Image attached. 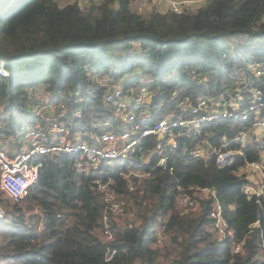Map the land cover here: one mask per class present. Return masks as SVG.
Returning a JSON list of instances; mask_svg holds the SVG:
<instances>
[{
    "label": "trees",
    "instance_id": "trees-1",
    "mask_svg": "<svg viewBox=\"0 0 264 264\" xmlns=\"http://www.w3.org/2000/svg\"><path fill=\"white\" fill-rule=\"evenodd\" d=\"M132 1L103 0L83 9L79 0H0V54L12 64L9 76L0 74V121L9 132L18 134L33 122L27 106L39 86L64 100L71 125L89 128L109 117L104 88L88 78L89 67L128 74L129 82L148 85L155 102L175 113L184 102L219 99L239 88L249 95L247 84L262 86L264 77L253 67L264 64V0H207L195 11L153 8L148 16ZM78 109L80 118L74 115ZM235 121L209 122L202 129L220 146L236 135ZM194 141L186 132L176 148L159 149L162 141L147 136L125 164L92 172L77 171L71 155L43 158L39 179L21 203L0 194L6 208L0 264H154L166 257L169 264H262L264 196L249 198L242 188L248 179L239 171L246 160L260 157V148L249 145L232 163L219 164L213 153L194 157ZM164 156L166 163L158 165ZM131 169L144 171L140 183L127 175ZM98 177L111 179L119 196L133 202L129 206L125 199L124 220L110 216V241L102 236L107 203L95 184ZM206 186L225 205L235 238H246L241 251L211 231V199L197 210L181 206L183 192ZM257 220L261 225L250 231ZM158 227L169 239L154 247ZM108 248L116 249L110 260Z\"/></svg>",
    "mask_w": 264,
    "mask_h": 264
},
{
    "label": "built area",
    "instance_id": "built-area-1",
    "mask_svg": "<svg viewBox=\"0 0 264 264\" xmlns=\"http://www.w3.org/2000/svg\"><path fill=\"white\" fill-rule=\"evenodd\" d=\"M92 4L103 0H79L81 7L85 2ZM168 10L174 12L195 11L205 5L207 0H166ZM254 71L264 77V64L257 63ZM12 64L7 56L0 54V74L9 76ZM88 78L104 88V101L111 110L109 117L102 119L89 128L71 125L67 121L66 104L62 99L54 98L42 86L34 92V100L28 104V110L33 114L32 124L24 126L20 135L13 134L0 121V194L13 203H21L28 195L30 187L39 179L43 158H53L60 155L74 156L75 168L79 172L100 170L105 165L125 164L133 158V154L141 140L147 136H155L162 143L159 149H174L178 146V138L184 133L195 137L190 152L194 157L215 154L219 164L232 163L236 156L244 153L245 147L254 145L260 148V157L246 160L239 168L246 175L243 192L249 198L264 196V82L262 86L251 85L247 91L229 94L219 99L200 98L195 103H183L181 113L168 110L165 103L155 102L154 91L146 84L138 85L129 82L128 77L117 76L113 72L103 75L95 68H88ZM253 88V89H252ZM3 111V105H0ZM76 117H82V110L74 111ZM158 118L156 119V117ZM155 118V119H154ZM231 119L239 122L237 133L232 138H223L221 145H212L202 126L205 123ZM184 129L186 131H184ZM166 140V141H165ZM238 146L233 147L234 144ZM145 158V157H144ZM167 157H161L158 165L165 164ZM143 170L131 169L127 175L134 174L140 183ZM97 188L105 195L107 211L104 216L105 228L103 238L110 241L114 232L110 225V216L125 219L126 201L119 196L112 185V180L95 179ZM130 189L135 183L129 184ZM209 198L212 201L210 217L211 231L218 239L229 238L234 251H241L246 238L238 241L235 238L226 216L225 205L219 200L216 190L202 187L195 192H183L179 197L184 211L197 210L201 201ZM134 216V212L128 214ZM6 217V208L0 200V223ZM261 225L257 220L253 227ZM249 231V232H250ZM248 232V233H249ZM155 237L153 246L165 244L169 235L164 228L153 231ZM116 249L108 248L105 259L110 260ZM264 264V244L259 252ZM137 264H142L138 262ZM154 264H169L164 263Z\"/></svg>",
    "mask_w": 264,
    "mask_h": 264
},
{
    "label": "rangeland",
    "instance_id": "rangeland-1",
    "mask_svg": "<svg viewBox=\"0 0 264 264\" xmlns=\"http://www.w3.org/2000/svg\"><path fill=\"white\" fill-rule=\"evenodd\" d=\"M67 1H69V0H58V2L59 3H61V4H64V3H66ZM85 2V1H84ZM92 5V3L91 2H89V1H87V2H85V4L82 6V8L83 9H86L87 7H89V6H91ZM132 7L134 8V9H136V10H138V12H140V13H142V14H144L145 16H148L149 15V13H150V10H152L153 8H151V2L149 1V0H133L132 1ZM257 65L255 64V67H256ZM254 68V67H253ZM95 70H98V69H95ZM254 70V69H253ZM255 71H256V69H255ZM103 75H108V73H105V72H101ZM133 74H137V72H133ZM125 78H127L128 77V74H125V76H124ZM251 86H248V89L250 88ZM247 89V90H248ZM253 89V88H252ZM243 91V89H238V93L240 92V91ZM185 104V103H184ZM30 124H32V122L30 123ZM24 129H21L20 130V132L22 133V131H23ZM21 133H18V135H20ZM146 160H148L149 158H148V156H146V158H145ZM127 174H128V171L126 172ZM142 174H144V171L143 172H141ZM144 176H145V174H144ZM2 196V195H1ZM3 197V196H2ZM124 199V198H123ZM125 199L127 200V204L130 206V204H132L133 202L132 201H130L127 197H125ZM124 199V200H125ZM164 260H167L168 261V263H170V260L169 259H167V257L166 258H163Z\"/></svg>",
    "mask_w": 264,
    "mask_h": 264
},
{
    "label": "crops",
    "instance_id": "crops-1",
    "mask_svg": "<svg viewBox=\"0 0 264 264\" xmlns=\"http://www.w3.org/2000/svg\"><path fill=\"white\" fill-rule=\"evenodd\" d=\"M151 2V8L159 9L161 11L168 10L166 0H149Z\"/></svg>",
    "mask_w": 264,
    "mask_h": 264
}]
</instances>
